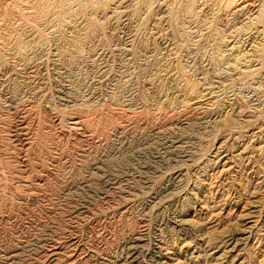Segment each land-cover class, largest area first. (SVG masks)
I'll use <instances>...</instances> for the list:
<instances>
[{"label":"rangeland","instance_id":"obj_1","mask_svg":"<svg viewBox=\"0 0 264 264\" xmlns=\"http://www.w3.org/2000/svg\"><path fill=\"white\" fill-rule=\"evenodd\" d=\"M227 1L0 0V264H264V7Z\"/></svg>","mask_w":264,"mask_h":264},{"label":"bare ground","instance_id":"obj_2","mask_svg":"<svg viewBox=\"0 0 264 264\" xmlns=\"http://www.w3.org/2000/svg\"><path fill=\"white\" fill-rule=\"evenodd\" d=\"M224 1V0H223ZM225 1H227V0H225ZM241 2V0H230V3H231V5L232 4H234V3H237L238 4V2ZM228 2V1H227ZM262 2L263 3H261V4H263V7H264V0H262ZM224 4V3H223ZM236 4V5H237ZM228 5H230V4H228ZM239 5V4H238ZM228 7V6H227ZM264 9V8H263ZM262 12V11H261ZM263 17V16H262ZM262 22H264V18L262 19ZM264 24V23H263ZM263 26V25H262ZM264 35V34H263ZM263 47V46H262ZM263 50V49H262ZM61 53V52H60ZM23 58V57H22ZM29 58V57H28ZM19 59V58H18ZM25 60V59H24ZM29 62V61H28ZM39 63V62H38ZM23 64V63H22ZM27 65V64H26ZM32 69V66H30L29 65V67H28V69ZM27 69V70H28ZM30 72H32L33 73V71H30ZM262 75V74H261ZM35 91V90H34ZM210 95V94H209ZM79 121L78 120H75L74 122H73V125H78L79 123H78ZM71 126V125H70ZM171 126V125H170ZM19 131H22V130H24V125L23 124H21L20 125V127H19V129H18ZM189 141V140H188ZM158 142V141H157ZM179 142V141H178ZM177 141L176 142H174V140H173V142H171L170 141V144H168V143H166V145L167 146H164L163 148H165L166 147V149L167 148H169V151L168 152H172V151H174V150H176V151H178V152H180V150H182V146L181 145H178L179 143H178ZM182 142H184V141H182ZM178 143V144H177ZM29 144V143H28ZM182 144H184V143H182ZM185 145V144H184ZM183 145V146H184ZM23 146V145H22ZM187 146V145H186ZM158 148V147H157ZM161 148H162V146H161ZM162 148V149H163ZM35 149V148H34ZM164 150V149H163ZM175 153V152H174ZM177 153V152H176ZM163 154H164V152H163ZM186 154V153H185ZM72 155V154H71ZM171 156V155H170ZM180 156V155H179ZM177 160V159H176ZM188 160V159H187ZM169 161V160H168ZM185 161V160H184ZM28 165V164H27ZM107 166V165H106ZM145 167V166H144ZM143 167V168H144ZM39 169V168H38ZM42 170V169H41ZM157 171V170H156ZM40 173V172H39ZM34 176V175H33ZM155 176V175H154ZM98 179V178H97ZM106 179V178H105ZM112 181V180H111ZM108 178L106 179V181H105V183H108L109 184V186H110V189H112L113 191H115V192H117V193H120V188L121 187H119V185L118 184H116V183H114V182H111ZM24 182V181H23ZM36 182V181H35ZM85 184V183H84ZM95 186V185H94ZM110 191V190H109ZM29 192V191H28ZM106 195V194H105ZM102 197V196H101ZM106 199V198H105ZM76 211V210H75ZM80 211V208H78L77 209V212H79ZM89 211V210H88ZM111 215V214H110ZM130 216V215H129ZM125 217V216H124ZM174 229H176V230H178L179 232H184L185 230H186V228H185V225H183V221H181V220H176L174 223ZM172 228H173V226H171ZM238 235H241V233H237L235 236L236 237H238ZM236 237H234L233 238V240H234V244L233 245H231L232 243H233V240H232V242L231 243H229L228 245L230 246H232L231 248H233L237 243L236 242H238L239 240H242L241 239V237H239V238H236ZM68 239V238H67ZM72 241V240H71ZM142 241V236L140 235V234H138V235H136L135 237H133L132 238V245H131V247H130V251H129V253H130V255H129V261L127 262V264H139V262H138V256L140 255L139 254V252H141V251H139V249L141 248V246H140V242ZM230 241V240H229ZM242 242V241H241ZM57 243V242H56ZM68 243V242H67ZM74 243V242H73ZM69 244V243H68ZM62 245V244H60V245H62V246H56V245H54V244H52V245H49V247H48V249L46 248V257H47V261L49 260V262H51V263H55V262H57L58 261V258H60V256H62V255H64L65 253H66V249H68L69 247H74L73 245ZM71 244V243H70ZM41 245V244H40ZM75 248V247H74ZM81 248V247H80ZM72 250V249H71ZM75 250V249H74ZM16 251V250H15ZM44 251V250H43ZM78 251H80V250H77V251H74L73 252V256H76L77 254H78ZM81 252V251H80ZM14 253H16V252H14ZM41 253V252H40ZM72 253V252H71ZM4 254V253H3ZM18 254V253H17ZM43 254V253H42ZM81 254V253H80ZM160 254V253H159ZM156 255H158V254H156ZM7 256V255H6ZM5 256V257H6ZM44 257V256H43ZM74 258V257H73ZM158 258L159 259H161V255H158ZM17 259V256L15 255V254H10V255H8L7 256V263L6 264H15V260ZM5 260V259H4ZM126 260V259H125ZM74 261V260H73ZM156 261V260H155ZM85 262V261H84ZM126 262V261H125ZM124 262V263H125ZM151 262H153V261H151ZM150 262V263H151ZM113 262H108V264H112ZM156 263H158L159 264V262H156ZM161 263H162V261H161ZM160 263V264H161ZM56 264V263H55ZM66 264V263H65ZM69 264V263H68ZM121 264H123V263H121ZM126 264V263H125Z\"/></svg>","mask_w":264,"mask_h":264}]
</instances>
